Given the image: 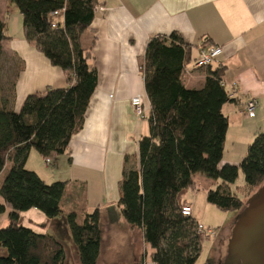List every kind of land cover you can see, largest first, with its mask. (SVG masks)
<instances>
[{
  "label": "trees",
  "instance_id": "1",
  "mask_svg": "<svg viewBox=\"0 0 264 264\" xmlns=\"http://www.w3.org/2000/svg\"><path fill=\"white\" fill-rule=\"evenodd\" d=\"M8 2L22 17L24 39L64 73L67 86L30 94L14 110L18 70L2 83L3 43L10 37L0 15V176L6 171L0 214L9 210L8 224L0 229V248L6 250L0 264H66L60 240L19 223L20 214L29 210L48 219L64 214L80 264H97L103 241L99 209L77 223L75 212L62 209L66 183L48 184L25 164L32 149L43 159L64 155L84 125L98 78L91 47H83L81 37L99 0ZM56 11L61 17H52ZM193 48L176 32L153 36L140 66L150 107L148 133L138 143V164L125 160L117 206L126 224L141 233L152 264H196L199 258L198 222L182 215V207L191 206L184 196L197 189L194 175L219 181L206 201L225 212L245 205L229 188L239 171L245 191L255 193L264 184V132L255 135L238 165L220 166L228 128L223 107L234 102L224 84L227 69L223 64L201 68L206 69L202 86L187 88L183 75L194 62Z\"/></svg>",
  "mask_w": 264,
  "mask_h": 264
},
{
  "label": "crops",
  "instance_id": "2",
  "mask_svg": "<svg viewBox=\"0 0 264 264\" xmlns=\"http://www.w3.org/2000/svg\"><path fill=\"white\" fill-rule=\"evenodd\" d=\"M174 32L196 47L192 50L194 60L204 42L206 48L220 47L219 60L227 69L225 88L234 100L229 104L241 105L243 110L246 102L254 100L255 117L256 113H264V0H99L93 21L81 37L83 47H91L98 78L84 125L57 161V172L43 166L36 159L39 154L33 150L25 164L26 169L45 182L66 183L64 212L75 209L74 197L79 202L78 208L83 205L90 213L98 208L103 232L117 228L124 231L121 240L116 241L121 247L125 245V237H135L138 233L125 224L115 204L125 160H130L133 166L138 164V143L148 133L146 118L150 107L140 66L148 40ZM7 42L9 46L3 48L4 53L19 64L15 111L20 110L30 94L67 86L64 73L51 66L24 39L23 33ZM187 70L183 75L184 85L201 87L206 69L195 70L190 64ZM136 96L143 99L144 119L137 118L131 109L130 101ZM229 104L223 107V112ZM196 197L192 201L186 199L191 204L193 218ZM112 205L114 218L109 221L106 213ZM8 212L7 209L0 214V228L8 224ZM40 213L37 210L21 213L19 223L24 225L27 220L26 227L34 230L36 220H42Z\"/></svg>",
  "mask_w": 264,
  "mask_h": 264
},
{
  "label": "rangeland",
  "instance_id": "3",
  "mask_svg": "<svg viewBox=\"0 0 264 264\" xmlns=\"http://www.w3.org/2000/svg\"><path fill=\"white\" fill-rule=\"evenodd\" d=\"M0 15L6 24V33L9 37H19V35L23 33L22 17L14 4L9 3L8 0H0ZM8 46V42L5 41L3 43V48H8ZM18 69L19 64L17 60L4 53L1 60L2 83L6 82V80H13ZM202 72L204 73L205 70ZM188 87L190 86H187V88ZM244 110V108L242 110L241 105L229 104L223 112L228 117V128L225 135L223 156L220 166L224 164L238 165L255 135L259 132H264V113H256V117L249 120L245 112L241 115V112ZM32 150L35 151L34 149ZM36 156V159H39L41 164L47 167L49 171L57 172V161L62 158L61 156H59L57 160H51V164L47 166L44 164L45 159L41 158L40 155ZM31 158L30 162L33 160V157ZM5 174L6 171L3 172L1 179H3ZM193 179L197 185V189L196 191L189 190L184 198L185 200L192 201L193 196H197L194 201L195 218L198 222L209 227L213 231V235L203 239L201 252L196 264H228L234 224L241 211L225 212L207 203V192L209 189L213 190L217 184H220L219 181L216 183L203 174H196ZM56 181L63 180H55L53 182ZM46 183L49 184L52 183V181H46ZM244 187V178L241 171H239L238 178L229 188L232 193L237 195L244 201V204H246L254 193L245 191ZM78 203L79 202H76L74 197L73 206L75 209L71 208V211L65 213L75 212L77 214V223H82L84 216L90 212L85 211L83 205L78 208ZM115 206L117 205L115 204ZM107 210V218L109 221H113L114 205L109 206ZM40 214L42 220H36L37 227L34 228V231L46 233L60 240L64 249L66 264H80L76 248L72 243L70 232L67 229L65 215L63 214L60 218L48 219L42 213ZM25 223L26 224L23 225L24 227L28 225V221L25 220ZM38 223H42L40 224L42 226L39 227ZM6 226L7 225L1 228ZM136 232L138 233L135 237H125V245L121 247L116 241H118V238L121 240L124 231L119 228L111 232L104 230L101 253L97 264H150V250L148 247L144 246L139 231L136 230ZM0 256H6L5 249L0 248Z\"/></svg>",
  "mask_w": 264,
  "mask_h": 264
},
{
  "label": "water",
  "instance_id": "4",
  "mask_svg": "<svg viewBox=\"0 0 264 264\" xmlns=\"http://www.w3.org/2000/svg\"><path fill=\"white\" fill-rule=\"evenodd\" d=\"M228 264H264V184L235 221Z\"/></svg>",
  "mask_w": 264,
  "mask_h": 264
},
{
  "label": "built area",
  "instance_id": "5",
  "mask_svg": "<svg viewBox=\"0 0 264 264\" xmlns=\"http://www.w3.org/2000/svg\"><path fill=\"white\" fill-rule=\"evenodd\" d=\"M51 15L53 18L61 17L62 11L53 12ZM52 27L53 28L55 27V23H53ZM221 55H222V50L218 46L202 48L199 50L198 56L195 58L194 62L192 63V69H201L208 66L218 67L222 65V63L219 60V57ZM230 97L232 98L233 95L230 94ZM130 106L134 115L137 118H141V119L145 118L144 102L141 97L136 96L132 98L130 101ZM256 108H257L256 101L250 100L246 102L244 112L247 118L255 117ZM45 164L50 165L51 159H45ZM182 215L191 217L192 216L191 206L182 207ZM197 232L201 237H203V239L213 235L212 229H210L209 227H205L199 223L197 224Z\"/></svg>",
  "mask_w": 264,
  "mask_h": 264
}]
</instances>
